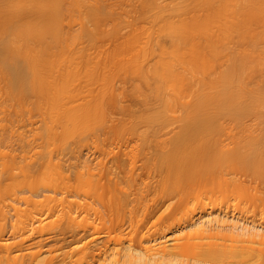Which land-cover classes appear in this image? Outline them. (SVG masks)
<instances>
[{"label": "rangeland", "instance_id": "1", "mask_svg": "<svg viewBox=\"0 0 264 264\" xmlns=\"http://www.w3.org/2000/svg\"><path fill=\"white\" fill-rule=\"evenodd\" d=\"M90 1L83 0L79 6L65 2L58 19L60 39L51 45L41 43L38 72L28 76L24 90L11 86L0 74V128L6 136L0 140V219H7L9 225L20 213L24 219L49 220L71 214L96 226L78 230L75 237L63 226L44 236L46 247L55 248L56 260L62 264L75 259L71 251L82 246L103 253L117 238L137 244L142 238L175 234L191 210L198 212L202 205L229 208L264 226V164L222 161L214 150L230 140L227 127L242 131L254 126L264 132V123L252 125L255 113L264 118V93L259 97L262 107L252 105L256 110L238 116L226 105L200 106L202 99L213 97L207 87L214 73L210 49L197 32L201 27L196 21L203 19L198 11H157L147 6L155 0H100L93 10ZM168 24L176 28L174 37ZM0 39L6 40V35ZM191 44L206 59L204 69L196 58L186 62ZM48 56L50 66H44ZM171 62L176 63L180 92V85L168 92L162 64ZM166 98L175 99L165 106ZM196 112L215 116L217 126L223 128L187 141L182 161L189 168L163 183L160 170L146 162L169 147L172 130ZM86 156V165L77 167V158ZM20 167L27 170L26 176L18 174ZM204 167L211 170L204 183L215 185L227 179L237 184L229 197L216 190L203 193L201 199L197 196L190 178ZM12 172H17L15 178ZM49 175L57 188L30 192L13 184L37 182ZM23 195L41 204L25 203ZM125 195L130 203L119 205L118 198ZM14 206L21 209L19 214ZM25 236L27 244L39 239L36 234ZM73 238L78 240L72 242Z\"/></svg>", "mask_w": 264, "mask_h": 264}, {"label": "bare ground", "instance_id": "2", "mask_svg": "<svg viewBox=\"0 0 264 264\" xmlns=\"http://www.w3.org/2000/svg\"><path fill=\"white\" fill-rule=\"evenodd\" d=\"M65 2L79 6L83 0H0V35H6V40L0 39V74L6 75L11 86L24 90L28 85V76L37 74L39 46L41 43L51 45L60 37L58 19ZM99 4L100 0L90 1L93 10L98 9ZM147 6L167 13L198 11L203 15V19L196 21L201 27L197 32L205 40L213 57L210 61L214 79L212 85L207 87V92L213 97L202 99L200 106L207 102H213L216 107L226 105L229 112L236 116L256 110L252 105L263 106L259 97L264 93V0H155ZM168 26L170 36L174 37L176 28L171 24ZM173 43L176 44L175 41ZM196 50V45L191 44L190 59L186 62L192 63L196 58L204 69L207 61ZM180 62L181 68L186 71L185 60ZM49 64L48 56L43 65ZM175 64H162L163 70L167 71L168 92L179 85L181 91ZM182 76L185 78V75ZM249 94L248 99L246 95ZM174 99L166 98L163 103L168 106ZM253 120L256 123H250L252 125L264 123V118L256 113ZM216 122L215 116L196 112L194 118L180 124L177 130H172L168 140L170 146L162 149L146 164L160 170L163 183L168 176L173 178L179 175L189 168L188 163L182 161L185 143L223 128L218 127ZM234 129L233 126L227 127L225 132L230 140L215 147V155L222 161L241 159L245 166L264 164V132L254 126H245L242 131ZM1 130L2 127L0 140L4 141L6 136ZM3 153L7 154V151ZM88 161V156L84 159L78 157L75 165L84 166ZM52 165L49 160L48 167ZM202 169L205 170L190 178L189 184L198 189L200 199L203 193L213 194L215 190L227 198L230 190L236 188L237 184L227 179L215 185L204 183L203 177L210 175L211 170L208 167ZM18 174L26 176L28 172L20 167ZM55 175L62 177L60 171H56ZM11 176L15 178L17 172H12ZM53 180L54 177L49 175L45 180L13 184L26 186L32 192L45 186L57 188ZM20 198L25 203L33 200L34 204H41L30 195ZM118 203L127 205L130 198L127 195L119 197ZM14 207L17 213L21 210L18 206ZM216 207L202 205L198 212H195L196 208L191 210L175 234L142 238L137 244L130 240L126 244L123 239L117 238L112 247L103 253H93L86 246L79 247L71 251L77 257L69 260V264H264V226L236 215L229 208ZM1 214L4 218V214ZM23 217L20 213L9 225L7 219H0V264H62L56 260L53 253L55 248L50 245L46 247L44 236L60 226L72 232L74 237L78 230L97 228L71 214H67L65 219L56 220ZM7 227L10 229L9 237ZM26 233H29V237L36 234L39 239L27 244ZM77 240L73 238L72 242Z\"/></svg>", "mask_w": 264, "mask_h": 264}]
</instances>
